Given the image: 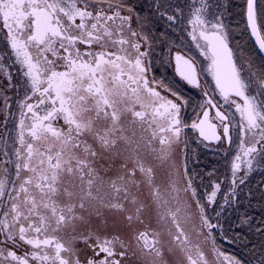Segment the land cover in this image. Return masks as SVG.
Returning <instances> with one entry per match:
<instances>
[{"label":"snow or ice","instance_id":"obj_1","mask_svg":"<svg viewBox=\"0 0 264 264\" xmlns=\"http://www.w3.org/2000/svg\"><path fill=\"white\" fill-rule=\"evenodd\" d=\"M246 2L248 27L264 53V7L258 14L256 0ZM219 10L211 0L149 6V15L172 32L187 33L207 62L198 71L194 57L175 55L177 74L203 97L191 128L206 141L229 145L239 134L231 187L217 210L220 184L201 198L173 160L189 126L182 110L191 100L149 75L155 45L163 41L149 32L148 17L125 0H0L6 32L0 53V264H124L130 246L118 235H102L110 216L131 230L142 254L161 259V233L137 228L150 206L187 264H213L204 250L208 244L217 264H242L216 246L215 232L224 231L218 218L239 202V186L264 169V68L257 70L250 60L238 63ZM203 72L223 104L201 84ZM159 168L165 174L158 183ZM145 186L151 205L141 199ZM253 219L244 215L237 227H254L264 237V219L255 225ZM78 225L87 230L77 232ZM68 229L71 239L63 235ZM78 240L92 255L85 251L81 258Z\"/></svg>","mask_w":264,"mask_h":264},{"label":"flooded vegetation","instance_id":"obj_2","mask_svg":"<svg viewBox=\"0 0 264 264\" xmlns=\"http://www.w3.org/2000/svg\"><path fill=\"white\" fill-rule=\"evenodd\" d=\"M138 1L140 2L141 0H126L125 3L129 2V4L134 5L136 7V10L140 12V15L142 17H148L147 28L149 32L153 33L157 38H159L160 41H163L162 43L158 42L155 45V56L157 57V59H154L152 61L153 72L149 75H154L157 79H164L166 82L171 83L173 87H178L179 91H181L186 98H189L191 100V103L182 110V117L185 123H187L189 126L184 129L182 142L180 143L178 148H176L173 160L176 163L181 174L186 172L188 176L192 178L193 184L197 189V193L201 198H204V194L206 191L211 192L213 183H220V191L217 193V204L215 205L217 210H219V205L223 203L225 193L227 192L226 188L231 187V164L237 153L240 152L241 140L239 138V134L234 132L233 143L229 145L227 141H206L199 135L198 131L191 128L190 125L193 120H197L198 122L197 113L200 112L198 104L203 97L202 93L199 90L191 88L177 74L175 55L177 52H179L186 58H188L189 56L194 57L197 61L198 71H200L199 66L203 64L206 67L207 62L202 56H200L199 50L195 48V45L192 43L191 38L187 36V33H181L179 29L175 32H172L163 21L159 20L158 16L149 15V6H153V4L155 3L153 2V0H146L147 6L145 8L138 7ZM167 3L168 1L165 2V4ZM224 25L226 26V32L228 34L229 47L233 49L235 56L238 59V63L247 61V57L239 51L238 43L240 41L235 40L232 37L229 22L224 23ZM133 26L136 27L135 23L133 24ZM162 32L168 33V35L161 36L160 34ZM5 35L6 32H4L2 30V26H0V53H2L4 49V40L2 39V37ZM247 67V63H244L245 71H247ZM200 81L202 85L209 86L208 90L210 95L215 97L216 101L223 104V100L219 96V93L213 91V89H215V83L212 81L211 77L207 75L206 72L201 73ZM2 95L3 94L0 93V96ZM9 95H12V93H9ZM236 99L238 100V102L242 103L239 98ZM229 112L234 114L233 123H236L240 120L239 114L235 113L234 106L229 109ZM200 115L202 117V113ZM210 115H215V109L211 110ZM9 127L12 128L13 125L10 124ZM2 131V125H0V134H2ZM222 132V128H218V133L222 135ZM130 134L131 131L129 132V135ZM140 135V129L137 127V138H139ZM157 147H159L158 141ZM3 150L4 143L2 140H0V152H2ZM201 171H203V174ZM164 174L165 168H159L157 170L158 183L162 181ZM110 175H115V173H110ZM237 175L242 176L243 171H241ZM241 186L245 188L244 201L246 203L244 204L246 210H242L244 214H242V216L240 217L236 214H226V212H224L218 218L219 222L224 226V231L222 232L220 229L216 230V246L225 255L239 259L242 264H257L258 261L256 260V256L261 254L264 249H261L260 245H254V243L248 241V239L250 236L261 239H264V237L259 236L257 232L254 233V235L250 236L249 234H245L239 236L241 237V242H239L238 240L234 241L232 239V231L233 228L237 227L236 224L239 223L240 218L244 215L253 217L254 225L264 219V169L253 171L251 174H249L246 183ZM260 187L263 189H261ZM141 199L146 204L151 205V198L148 196V190L146 186L142 189ZM204 202L206 203V199L204 200ZM172 203L173 205H175V201H172ZM234 205L235 204H232L230 207H233ZM208 214L213 217V222L215 223L217 221V218L215 216V212L212 210V206L208 208ZM119 219L120 218L118 216H110L109 227L106 231L102 230V235H107L109 237L118 235L126 244L130 246L129 255L124 259V264H154V261L155 264H187L186 258L184 257L183 253L175 248V245L172 243L171 238L167 235L166 226L163 224V222L159 221L154 206H150L145 210L143 216L145 223L137 225V228L140 231H144L147 227L150 230L161 233V239L163 241L161 259H156L153 256L142 254L136 247L135 241L132 239L131 230L121 226L119 223ZM113 220L116 221L115 225L113 224ZM182 223L184 224L186 229L190 230V223H187L183 220ZM95 227L96 225L94 223L93 228ZM86 230L87 226L83 225H78L76 229L77 232H83ZM254 230L255 228L253 227L251 230L248 229V232L250 233ZM225 233H227L228 239L224 238ZM236 234L237 233L235 232V236ZM63 235L65 239H71L74 233L71 229H68ZM262 243H264V241ZM239 244H241V246ZM75 246L80 250L82 259L85 255V251L87 255H92V250L90 248L85 249V245L82 241L78 240ZM211 247V244L204 245V250L213 264H217L216 257L212 254ZM169 249L173 250L169 251ZM18 254L23 255V249H21ZM220 259L221 261H223V257H221ZM223 264H227V261H224Z\"/></svg>","mask_w":264,"mask_h":264},{"label":"trees","instance_id":"obj_3","mask_svg":"<svg viewBox=\"0 0 264 264\" xmlns=\"http://www.w3.org/2000/svg\"><path fill=\"white\" fill-rule=\"evenodd\" d=\"M142 2L143 0H141L140 2L138 1L137 6L145 8L146 3H142ZM227 5L229 8V12H228L229 20L228 21H229L231 32H232V37L233 39L240 41L238 43V48H239L240 53H242L243 55L247 57V61L250 60L252 64L255 62L256 64L255 63L254 64L257 67L255 66L254 67L257 70L264 68V61L259 56L258 52L256 51L254 47V44L252 43V40L250 39V35L247 30V25H244V23L246 22V7H247L246 0H227ZM257 6H258V10L259 8L264 7V0H259V2L257 1ZM242 15L244 18L243 20L244 23L242 21ZM231 16L233 19L231 18ZM260 23L261 22L258 19L259 27L261 26ZM232 28L235 30V32H233L234 30ZM262 34H264V29H262Z\"/></svg>","mask_w":264,"mask_h":264},{"label":"rangeland","instance_id":"obj_4","mask_svg":"<svg viewBox=\"0 0 264 264\" xmlns=\"http://www.w3.org/2000/svg\"><path fill=\"white\" fill-rule=\"evenodd\" d=\"M166 1H168V3H172V4H176L177 2H179V3H183L184 2V0H153V2H155L156 4H158V3H165ZM144 2L147 4V1L146 0H144ZM211 2L214 5L217 4V3L219 4L221 2L220 4L222 6H220L219 13H217V14H222V17H223L222 22L223 23H228L229 22L228 21L229 20V18H228L229 8H228V5H227V0H211ZM155 3L153 4V6L156 5ZM239 187H240V191H238L239 202L238 203H234L235 205L233 207L226 206L227 207L226 214H236V215H239V217H240V216H242V214H244L242 210L243 209L246 210V207H245V204H244L246 202L244 201L245 200V197H244V195H245L244 189L245 188L242 187L241 185ZM226 190L228 192L230 190V188L227 187ZM235 231L237 233H239V236L245 235V234H249V236H250V235H254V233H256L255 230L249 233L247 227H244V228L235 227V228H233V231H232V239L234 241L235 240H238L239 242H241V239H240V237L237 238V236H235V233H234ZM248 241L255 243L254 245H256V244L257 245H259V244L261 245L262 242L264 241V239L257 238V237H251L250 236L249 239H248ZM258 242H260V243H258ZM260 258H264V257H261V254H259V255L256 256V260L257 261Z\"/></svg>","mask_w":264,"mask_h":264},{"label":"bare ground","instance_id":"obj_5","mask_svg":"<svg viewBox=\"0 0 264 264\" xmlns=\"http://www.w3.org/2000/svg\"><path fill=\"white\" fill-rule=\"evenodd\" d=\"M125 2H126V0H125ZM129 2H130V1H129ZM129 2H128V3H129ZM258 2H259V0H258ZM142 3H145L144 0H143ZM220 3H221V2H220ZM220 3H219V4H220ZM223 3H224V2H223ZM144 5H145V4H144ZM229 5H230V4H229ZM220 6H222V5L220 4ZM257 7H258V6H257ZM259 9H260V8H259ZM258 11H259V10H258ZM231 13H232V12H231ZM258 14H259V13H258ZM231 15H232V14H231ZM243 15H244V14H243ZM243 15H242V21L244 20ZM229 16H230V14H229ZM244 17H245V16H244ZM231 18H232V16H231ZM232 19H233V18H232ZM259 21H260V20H259ZM243 23H244V21H243ZM245 23H246V22H245ZM245 23H244V25H246ZM260 24H261V23H260ZM232 29H233V28H232ZM233 30H234V29H233ZM233 30H232V31H233ZM233 32H235V30H234ZM250 39H251V38H250ZM252 43H253V42H252ZM161 46H162V45H161ZM161 46H160V47H161ZM254 47H255V46H254ZM255 49H256V48H255ZM256 51H257V50H256ZM259 56H260V55H259ZM254 63H255V62H254ZM254 63H253V65H254L255 67H257V66L255 65L256 63H255V64H254ZM208 162H209V161H208ZM208 164H210V163H208ZM211 164H212V163H211ZM205 167H206V166H205ZM209 167H210V166H209ZM202 168H203V167H202ZM202 168H201V169H202ZM210 168H212V167H210ZM210 168H208V169H210ZM212 169H213V168H212ZM204 170H205V169H204ZM213 170H214V169H213ZM210 171H211V170H210ZM201 172H202V174H203V171H201ZM211 172H212V171H211ZM204 173H205V171H204ZM220 182H221V181H220ZM230 182H231V181H230ZM219 184H220V183H219ZM260 188H261V187H260ZM261 189H263V188H261ZM239 191H240V190H239ZM246 192H247V191H246ZM263 192H264V191H263ZM225 194H226V193H225ZM263 194H264V193H263ZM254 197H255V196H254ZM256 220H257V219H256ZM259 220H260V219H259ZM257 221H258V220H257ZM254 222H255V221H254ZM236 223H237V221H236ZM234 225H235V224H234ZM236 225H237V224H236ZM236 225H235V226H236ZM235 232H236V231H235ZM235 232H234V233H235ZM238 232H239V231H238ZM236 233H237V232H236ZM259 236H260V235H259ZM240 238H241V237H240ZM245 238H247V237H245ZM245 238H244V239H245ZM258 243H260V242H258ZM254 244H255V243H254ZM239 245L241 246V244H239ZM244 245H245V243H244ZM248 245H249V244H248ZM248 245H247V246H248ZM259 245H260V244H259ZM250 246H252V245H250ZM248 247H249V246H248ZM255 247H256V246H255ZM249 249H251V248H249ZM253 252H254V251H253ZM254 261H255V260H254Z\"/></svg>","mask_w":264,"mask_h":264},{"label":"water","instance_id":"obj_6","mask_svg":"<svg viewBox=\"0 0 264 264\" xmlns=\"http://www.w3.org/2000/svg\"><path fill=\"white\" fill-rule=\"evenodd\" d=\"M257 1H258V0H256V3H257ZM246 25H247V30H248V33H249V35H250V38H251V40H252V42H253V44H254V46H255V48H256L258 54L260 55V57H261V58L263 59V61H264V53H260V51H259V47H258V45H257V43H256V38H255L254 36H252V34H251V29L248 27V21H247V7H246ZM258 27H259V25H258Z\"/></svg>","mask_w":264,"mask_h":264}]
</instances>
